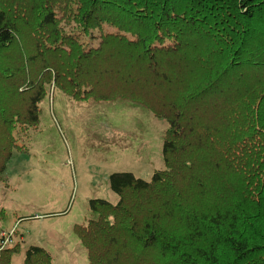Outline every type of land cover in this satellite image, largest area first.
Here are the masks:
<instances>
[{"label": "trees", "instance_id": "trees-1", "mask_svg": "<svg viewBox=\"0 0 264 264\" xmlns=\"http://www.w3.org/2000/svg\"><path fill=\"white\" fill-rule=\"evenodd\" d=\"M50 88L169 125L165 170L74 227L90 264H264V0H0V175Z\"/></svg>", "mask_w": 264, "mask_h": 264}, {"label": "rangeland", "instance_id": "rangeland-1", "mask_svg": "<svg viewBox=\"0 0 264 264\" xmlns=\"http://www.w3.org/2000/svg\"><path fill=\"white\" fill-rule=\"evenodd\" d=\"M38 108L36 126L16 125L19 150L0 175V230L16 229L20 246L11 264H24L31 246L53 264H90L74 227L97 220L93 201L118 204L113 174L150 182L165 170L169 125L138 104L76 101L54 88ZM208 199L204 206H217Z\"/></svg>", "mask_w": 264, "mask_h": 264}, {"label": "built area", "instance_id": "built-area-1", "mask_svg": "<svg viewBox=\"0 0 264 264\" xmlns=\"http://www.w3.org/2000/svg\"><path fill=\"white\" fill-rule=\"evenodd\" d=\"M15 238L16 229L11 231L0 230V257L4 252L13 249L17 245Z\"/></svg>", "mask_w": 264, "mask_h": 264}]
</instances>
